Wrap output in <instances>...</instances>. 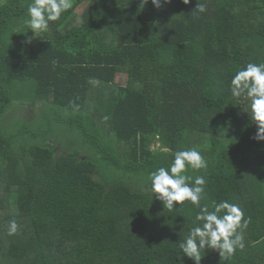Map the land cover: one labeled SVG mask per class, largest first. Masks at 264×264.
<instances>
[{"label":"trees","instance_id":"1","mask_svg":"<svg viewBox=\"0 0 264 264\" xmlns=\"http://www.w3.org/2000/svg\"><path fill=\"white\" fill-rule=\"evenodd\" d=\"M29 3L0 0V264H194L178 244L198 210L164 208L148 179L193 132L206 136L208 168L189 172L207 181L201 203L251 217L243 250L206 248L200 264H264V141L229 91L264 63V0H74L37 37ZM18 101L45 107L36 130L1 125ZM58 127L78 150L55 154Z\"/></svg>","mask_w":264,"mask_h":264},{"label":"clouds","instance_id":"2","mask_svg":"<svg viewBox=\"0 0 264 264\" xmlns=\"http://www.w3.org/2000/svg\"><path fill=\"white\" fill-rule=\"evenodd\" d=\"M191 0H182L188 5ZM148 0H142V6ZM157 9L171 3V0H151ZM72 0H31L27 7L25 20L28 31L37 37L42 33H50V24L61 19L62 15L72 8ZM203 3H197L192 13L206 12ZM27 31V32H28ZM27 43L32 42L28 38ZM229 91L237 100L250 102V118L257 125L255 139L264 141V63H248L236 71L232 77ZM173 160L168 167H159L149 174L151 192L163 202L164 208L174 210V205L186 206L185 202L198 211L192 222L193 226L180 240L178 247L183 256L191 259L194 264H200L202 253L211 249L219 253L222 260H230L237 250L245 247L244 233L251 223V217H246L243 208L228 200L213 203H201L205 198L207 181L203 175H191L190 171H201L208 168V160L196 148L179 150L172 153ZM153 195V196H154ZM20 230L16 219L7 224V234L14 236ZM176 259L183 260L177 255Z\"/></svg>","mask_w":264,"mask_h":264},{"label":"rangeland","instance_id":"3","mask_svg":"<svg viewBox=\"0 0 264 264\" xmlns=\"http://www.w3.org/2000/svg\"><path fill=\"white\" fill-rule=\"evenodd\" d=\"M73 1L74 0H72V3ZM83 8L84 7L79 8L77 10L78 14L81 13V10H83ZM117 81L120 84H123L124 75L119 76L117 78ZM44 110H45V107L40 102L35 103V104L30 101L15 102L11 106V108L7 111L6 115L1 119V125L5 129L11 131L12 134H15L13 133V131L18 132L20 128L27 129V132L29 130H36L38 126H36L35 123L38 120H40V116ZM34 119H37V120L33 121ZM24 124H26L27 126ZM29 124L31 125L32 129H30ZM24 133H26V131L23 132V134ZM52 136H54V140H56V141L53 140L52 145H53V150L57 156L60 154H63L65 151L71 152V151L78 150V145L72 133H69L64 128L62 127L54 128V133ZM205 139H206V136L199 135L194 132L189 133L187 136L188 145L192 146L193 148L199 146Z\"/></svg>","mask_w":264,"mask_h":264}]
</instances>
